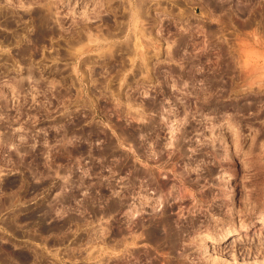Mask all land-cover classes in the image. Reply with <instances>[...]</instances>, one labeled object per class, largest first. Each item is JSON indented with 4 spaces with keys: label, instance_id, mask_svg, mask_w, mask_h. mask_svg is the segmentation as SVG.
<instances>
[{
    "label": "rangeland",
    "instance_id": "374dc122",
    "mask_svg": "<svg viewBox=\"0 0 264 264\" xmlns=\"http://www.w3.org/2000/svg\"><path fill=\"white\" fill-rule=\"evenodd\" d=\"M0 264H264V0H0Z\"/></svg>",
    "mask_w": 264,
    "mask_h": 264
},
{
    "label": "bare ground",
    "instance_id": "6f19581e",
    "mask_svg": "<svg viewBox=\"0 0 264 264\" xmlns=\"http://www.w3.org/2000/svg\"><path fill=\"white\" fill-rule=\"evenodd\" d=\"M39 17V19H40V22L41 23H43L44 22V24L47 22L46 20H48L47 19V15H45V14H41L40 16H38ZM48 23V22H47ZM46 23V24H47ZM41 25V24H40ZM45 27V26H44ZM16 215V214H15ZM13 258V257H12ZM10 260H11V258H10ZM10 263V262H9Z\"/></svg>",
    "mask_w": 264,
    "mask_h": 264
}]
</instances>
